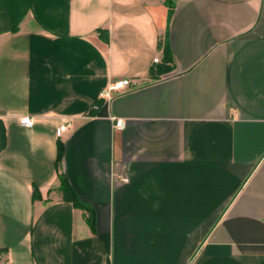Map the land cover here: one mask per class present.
<instances>
[{"label": "crops", "instance_id": "obj_1", "mask_svg": "<svg viewBox=\"0 0 264 264\" xmlns=\"http://www.w3.org/2000/svg\"><path fill=\"white\" fill-rule=\"evenodd\" d=\"M167 15L0 0V264H264V0ZM164 38L172 68L151 77Z\"/></svg>", "mask_w": 264, "mask_h": 264}, {"label": "trees", "instance_id": "obj_2", "mask_svg": "<svg viewBox=\"0 0 264 264\" xmlns=\"http://www.w3.org/2000/svg\"><path fill=\"white\" fill-rule=\"evenodd\" d=\"M168 7V19L170 18V15L172 14L173 7H174V0H164ZM100 31V30H99ZM105 39V36H102ZM159 48L162 50V59L160 63L156 66L155 69L150 71L151 77H155L160 73L168 72L172 68L173 59L171 50L169 48L168 42L166 38L159 41ZM5 144V133H4V127L2 123L0 122V148H2ZM62 156V145L60 143L57 144V156H56V165L59 167L60 160ZM60 186L58 188V192L60 194V197L64 200L72 201L75 205L80 204V199L77 197V195L70 189L69 186L65 183V180L63 178V175L61 172L58 174ZM38 196V191L36 189H33V198ZM90 221V219H89ZM91 222V221H90ZM5 252V250H0V252Z\"/></svg>", "mask_w": 264, "mask_h": 264}, {"label": "built area", "instance_id": "obj_3", "mask_svg": "<svg viewBox=\"0 0 264 264\" xmlns=\"http://www.w3.org/2000/svg\"><path fill=\"white\" fill-rule=\"evenodd\" d=\"M157 61H158V58L153 59V62H157ZM130 84H131V81L129 79H122V80L115 81V82L109 84L106 88H104L100 92V97H102L104 99H106V98L109 99L111 96V92L113 90L121 89L123 87L129 86ZM19 123L21 126L31 127L33 125L34 121H33V118L30 116H22L19 118ZM114 124H115V127L119 128V129H123L125 122L123 119L116 118L114 120ZM67 126H68L67 122L60 124L56 128V131H55L56 135L60 136L62 131H64Z\"/></svg>", "mask_w": 264, "mask_h": 264}]
</instances>
